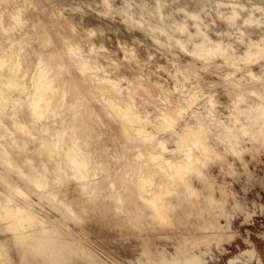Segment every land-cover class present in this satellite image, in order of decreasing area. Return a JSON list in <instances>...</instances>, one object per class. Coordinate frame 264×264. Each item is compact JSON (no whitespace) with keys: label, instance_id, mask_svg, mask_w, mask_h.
Instances as JSON below:
<instances>
[{"label":"clouds","instance_id":"1","mask_svg":"<svg viewBox=\"0 0 264 264\" xmlns=\"http://www.w3.org/2000/svg\"><path fill=\"white\" fill-rule=\"evenodd\" d=\"M0 264H264V0H0Z\"/></svg>","mask_w":264,"mask_h":264}]
</instances>
